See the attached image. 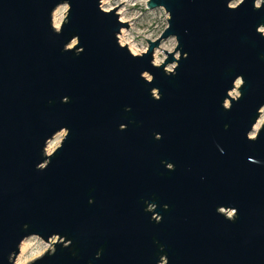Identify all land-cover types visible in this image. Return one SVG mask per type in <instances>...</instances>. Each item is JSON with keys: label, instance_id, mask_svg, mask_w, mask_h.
I'll return each mask as SVG.
<instances>
[{"label": "water", "instance_id": "1", "mask_svg": "<svg viewBox=\"0 0 264 264\" xmlns=\"http://www.w3.org/2000/svg\"><path fill=\"white\" fill-rule=\"evenodd\" d=\"M101 1L0 0V264H264V2L148 0L134 56Z\"/></svg>", "mask_w": 264, "mask_h": 264}, {"label": "rangeland", "instance_id": "2", "mask_svg": "<svg viewBox=\"0 0 264 264\" xmlns=\"http://www.w3.org/2000/svg\"><path fill=\"white\" fill-rule=\"evenodd\" d=\"M147 1L148 0H102L101 1V9L103 10H116V8L120 6L119 9L116 10V13L119 11L124 12L123 17L127 21H129V23H127V26L129 28L128 30L125 28V29H122L121 31L126 32L128 41L132 42L129 47L132 49V52L137 55L145 53L148 49L147 41L151 43L155 42L156 40L160 38V36L163 34L165 29L167 28L168 16L166 15V13L161 9L151 10V11L148 10L146 6ZM241 1L242 0H234V2L231 3V7H235ZM262 1L264 2V0H258L256 3V6H259L262 3ZM56 10H58V16L62 17L64 21L67 7L61 6V7H58ZM52 26H53V15H52ZM260 31L264 35V30L260 29ZM118 43H119V35H118ZM74 45H75V42H72L68 48L71 49ZM129 47H127V49H129ZM175 47H176V42L173 38L163 41L158 47V49L154 50L153 64L156 58V62L159 64L158 66H160L166 60V57L163 52L172 53ZM175 58L177 59V56H175ZM175 67L176 65L172 64V65L167 66L165 70L166 72H171L173 68ZM145 78L147 80H150L148 76H145ZM239 85H240L239 83H236V88L234 89L233 92L230 93V97L232 98L238 97L237 88L239 87ZM226 106H228V103H226ZM262 110H264V108ZM261 117L262 115H260V118H259L260 125L258 127V130L264 124V113H263V117L262 118ZM257 131L253 132L250 135V138H252L257 133ZM64 136H65V132H61L57 134L49 142L53 147H55L54 151L57 149V147H59ZM224 214L227 217H232L233 215L232 212H225ZM53 242L54 241H50L47 244L34 237L27 239L26 241L22 243V244H25L24 246L26 247V251L22 255L21 261L23 262V264H30L31 262L40 258L46 252L52 251ZM20 256L21 254H20V249H19V254L16 257L14 264L20 258Z\"/></svg>", "mask_w": 264, "mask_h": 264}, {"label": "bare ground", "instance_id": "3", "mask_svg": "<svg viewBox=\"0 0 264 264\" xmlns=\"http://www.w3.org/2000/svg\"><path fill=\"white\" fill-rule=\"evenodd\" d=\"M233 8V7H231ZM105 12H108V11H111V10H103ZM116 15L118 16L119 18V21L122 23V24H126V23H129V21H127L123 16H124V12L122 11H119L116 13ZM62 21H63V18L62 17H59L58 16V10H56L53 14V28L55 30H58V28L61 26L62 24ZM132 42H129L128 39H127V36H126V32L125 31H121L120 35H119V44L120 46L122 47H129L131 45ZM128 51L131 53V54H134L132 52V49L129 47ZM155 58V57H154ZM154 65L155 66H158L159 64L156 62V58H155V61H154ZM263 113H264V110L261 111V115L263 117ZM261 117V118H262ZM260 125V120L257 122V124L255 125V127L253 128V132L257 131L258 130V127ZM55 147H53L50 143L47 145L46 147V154L47 155H50L53 153ZM25 244H22L20 246V258L16 261L15 264H23V262L21 261V257L22 255L24 254V252L26 251V247L24 246Z\"/></svg>", "mask_w": 264, "mask_h": 264}, {"label": "built area", "instance_id": "4", "mask_svg": "<svg viewBox=\"0 0 264 264\" xmlns=\"http://www.w3.org/2000/svg\"><path fill=\"white\" fill-rule=\"evenodd\" d=\"M100 7H101V4H100ZM103 10V9H102ZM132 55H134V56H139V55H137V54H132ZM141 55V54H140Z\"/></svg>", "mask_w": 264, "mask_h": 264}]
</instances>
